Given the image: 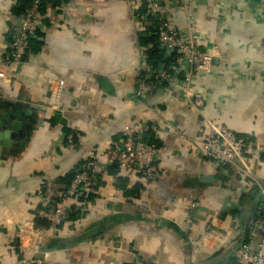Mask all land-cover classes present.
I'll use <instances>...</instances> for the list:
<instances>
[{
	"label": "crops",
	"instance_id": "obj_1",
	"mask_svg": "<svg viewBox=\"0 0 264 264\" xmlns=\"http://www.w3.org/2000/svg\"><path fill=\"white\" fill-rule=\"evenodd\" d=\"M137 2L75 0L59 10L48 0L25 62L5 66L13 80L0 89V264L38 259L43 248L50 249L39 259L46 264H223L259 207V191L245 176L198 153L207 126L180 88L164 86L149 101H129L144 67ZM194 2L192 31L203 51L215 53L212 71L198 77L204 112L241 139H259L264 149V0ZM174 14L182 26L184 17ZM22 15L15 0H0V66ZM51 76L64 80L58 101L51 98ZM133 122L149 126L147 141L161 149L156 181L148 185L119 171L127 196L104 159L98 189L67 202L62 226L37 228V219H47L39 199L45 183L66 180L89 151H107ZM15 123L18 132L11 131ZM71 132L81 134L79 145L67 143ZM251 164L264 183V157ZM58 184L63 190L68 181ZM78 210L82 216L72 221ZM216 214L231 234L212 249L204 239ZM95 228V237L75 244ZM38 229L46 232L41 239Z\"/></svg>",
	"mask_w": 264,
	"mask_h": 264
},
{
	"label": "built area",
	"instance_id": "obj_2",
	"mask_svg": "<svg viewBox=\"0 0 264 264\" xmlns=\"http://www.w3.org/2000/svg\"><path fill=\"white\" fill-rule=\"evenodd\" d=\"M24 1L26 0H15V3L21 6ZM29 1L20 24L11 27L6 45L7 60L3 63L4 67L0 66V89L9 86L13 80L5 68L10 65H22L25 62L31 41L38 38L42 29L38 17L43 0ZM59 1L61 5L58 9L68 10L75 0ZM194 7V0H138L134 5V15L141 30L156 23L157 43L164 53L157 65L148 64L147 54L142 53L144 67L138 69L134 80L135 92L129 101H149L164 86L181 89L185 99L207 126V133L200 141L198 153L208 160L230 167L238 175L245 176L259 191V207L249 218L244 233L240 234L241 245L234 253L235 257L245 264H264V183L260 182L251 164V161L261 160L264 149L259 139L256 141L241 139L228 127L211 120L204 112L205 95L198 89V77L201 72L212 71L215 53L203 51L198 37L192 31ZM175 9L184 17L182 26L175 19ZM85 36L86 34L80 35L81 38ZM48 83L52 100L58 101L64 88V80L51 76ZM149 129V126H142L136 122L126 124L121 129L120 142L105 152L96 150L88 152L89 168L84 166L82 170L76 171L65 189H60L56 182L45 183L40 190L39 199L44 215L51 222V228H56L66 221L69 212L67 202L70 199L97 189L99 180L106 171L104 159L116 164L126 175L142 176L148 185L156 181L159 173L158 156L162 152L160 148L147 141ZM66 141L69 145H79L81 134L77 132L68 134ZM224 220L219 214L213 217L210 230L204 239L206 246L215 249L229 239L231 230L222 224ZM34 233L41 239L46 232L38 229ZM28 237L29 245H35L39 249L40 244H34V239ZM23 263L46 264L32 258H25Z\"/></svg>",
	"mask_w": 264,
	"mask_h": 264
},
{
	"label": "trees",
	"instance_id": "obj_3",
	"mask_svg": "<svg viewBox=\"0 0 264 264\" xmlns=\"http://www.w3.org/2000/svg\"><path fill=\"white\" fill-rule=\"evenodd\" d=\"M47 1L48 0H43V6L41 7V11H44V8H45V5L47 4ZM49 1H54V5L55 7H58L59 5H61L60 1L59 0H49ZM30 1L29 0H26L22 3L20 7V10L21 11H24V9L29 5ZM138 12H136L137 14ZM143 32H141L143 34L142 37H140V41H139V44L141 47L145 48V53L147 54V63L150 64V65H157L162 56H163V53L164 51L160 48V46L158 45L157 43V37H156V23H154L152 26L150 27H146L144 30H142ZM31 44V43H30ZM67 133H70V130H66ZM72 133V132H71ZM88 163L87 162H81L79 163L71 172L70 174L67 176V179L66 180H62V179H59L57 181V184L60 183L61 181H68V185L69 183L71 182V180L73 179L76 171L78 170H82L84 168V166H86V168L88 169L89 166L87 165ZM111 170V172H113L114 174H116L118 177H117V183L118 184H122V187L123 190H125L126 192V195L128 196L129 193L131 192L130 190L127 189L126 187V184H127V178L126 177H122V176H119V171H121L119 169V167L116 165V164H113L112 167L109 168ZM108 169V170H109ZM122 172V171H121ZM242 176L239 174V177ZM102 178V177H101ZM100 178V180H101ZM99 180V181H100ZM246 180L248 181V186H250V184H252V182L250 180H248L246 178ZM98 186H99V183H98ZM98 186L96 187L98 189ZM84 196H86V194L83 195V198ZM236 213H239L238 210L236 212H234L233 214L236 215ZM82 212H80V210H78L77 212H74L72 214V218L71 220L72 221H77L81 216H82ZM223 218V216L221 217ZM48 219V218H47ZM37 219L36 222H35V226L37 228H42L41 226L42 225H51V222L50 220L48 219ZM64 224V223H63ZM62 224V225H63ZM60 225V226H62ZM59 227V226H58ZM243 234V233H242ZM241 245V238H240V241L238 242V246L237 248H239ZM54 248L58 247L56 245L53 246ZM236 248V249H237ZM235 249V250H236ZM234 250V252H235ZM234 252L233 251H227L226 254L222 257V263L223 264H245L241 261H239L235 255H234ZM222 253V252H221ZM221 253H219L218 255H220Z\"/></svg>",
	"mask_w": 264,
	"mask_h": 264
},
{
	"label": "water",
	"instance_id": "obj_4",
	"mask_svg": "<svg viewBox=\"0 0 264 264\" xmlns=\"http://www.w3.org/2000/svg\"><path fill=\"white\" fill-rule=\"evenodd\" d=\"M18 129H19V125L17 123L13 124V126L11 127L12 132H18ZM22 135H24V133H22ZM262 157H264V154H262ZM98 232H99V229L95 228V229L90 230L84 234H81L77 238H74L75 244L77 242H83V241H87V240L92 239L93 237H95L98 234ZM16 245H17V250H18V246H19L18 241H17ZM49 251H50L49 248H43L41 253L37 256V258L43 260L44 259V253L49 252Z\"/></svg>",
	"mask_w": 264,
	"mask_h": 264
}]
</instances>
